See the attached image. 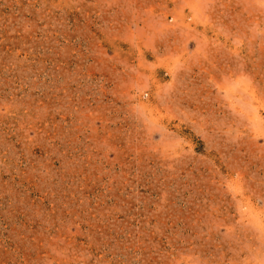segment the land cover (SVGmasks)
Returning <instances> with one entry per match:
<instances>
[{
  "label": "rangeland",
  "instance_id": "obj_1",
  "mask_svg": "<svg viewBox=\"0 0 264 264\" xmlns=\"http://www.w3.org/2000/svg\"><path fill=\"white\" fill-rule=\"evenodd\" d=\"M0 264H264V0H0Z\"/></svg>",
  "mask_w": 264,
  "mask_h": 264
}]
</instances>
